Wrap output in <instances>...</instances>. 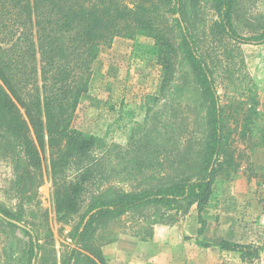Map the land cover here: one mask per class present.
<instances>
[{"label": "trees", "instance_id": "1", "mask_svg": "<svg viewBox=\"0 0 264 264\" xmlns=\"http://www.w3.org/2000/svg\"><path fill=\"white\" fill-rule=\"evenodd\" d=\"M244 6L243 0H0V161L9 162L10 190L19 196L14 210L0 206V233L16 240L20 264L53 248L47 213L38 231L27 228L24 212L36 197L26 190L40 185L47 152L56 221L72 226L58 264H105L102 247L116 241L110 224L130 221V236L147 241L155 225L176 223L194 205L202 233L215 179L237 167L232 115L215 86L217 73L226 72L214 63L215 50L202 45L264 44V14L245 36ZM205 8L216 16L210 24ZM116 38L132 41L134 58L151 56L161 68L162 108L148 114L145 133L125 149L72 127L93 66ZM253 115L244 116L241 135ZM190 116L200 121V134L189 130ZM215 245L238 252L242 262L258 258L253 245Z\"/></svg>", "mask_w": 264, "mask_h": 264}, {"label": "rangeland", "instance_id": "2", "mask_svg": "<svg viewBox=\"0 0 264 264\" xmlns=\"http://www.w3.org/2000/svg\"><path fill=\"white\" fill-rule=\"evenodd\" d=\"M243 1L246 13L240 16V23L247 36L250 31L248 24H253L255 17L264 14V0ZM204 10L202 18L210 24L216 16L212 10ZM202 46H210L211 50H215L212 51L213 61L226 72L223 75L220 71L217 73L215 86L221 102L227 105L226 112L232 115L228 127L237 159L236 169L218 176L214 185L215 182H220L225 194L231 192V187L237 188L238 197L228 207L232 205V210L236 212L237 220L241 222L238 232L246 242L235 243L255 246L258 258L252 263H246L241 261L238 252L221 250L215 242L226 239L217 238L214 232L210 233L207 219L203 218L205 226L201 233L202 241H197V245L202 248L201 261L202 264H264V195L261 193L264 183V44H230L225 47L224 43L207 40ZM132 47V41L116 38L110 48L101 50L93 66L89 89L81 96L72 122L74 129L99 138L106 146L117 144L122 149L128 148L143 136L149 126L148 114L162 108L163 102L160 95V66L151 56L134 58ZM16 104L26 118L20 104ZM183 106L187 108L184 103ZM251 111L255 115L251 116L250 130L241 135L243 118ZM189 119V130L200 134V121L194 122L191 116ZM30 135L33 137L32 130ZM47 165L48 152L43 155L40 185L37 190L33 187L26 190V193L34 191L36 195L32 202L25 203V218L30 221L27 228L40 231L37 224L41 220V213L45 211L53 239V248L45 247L37 255L36 264H52L53 260L58 264L64 248L71 244L68 233L72 226H61L56 221L53 188L46 171ZM12 177L9 162L0 161V206L14 210L19 196L10 190ZM24 188L25 185L22 186ZM35 202L38 204L35 205ZM193 211L197 213L195 209ZM30 212H34L35 217H31ZM185 216L179 217L178 221ZM212 217L215 218V214L211 213L210 218ZM130 224L127 220L121 224L112 223L108 229L117 240L120 236L131 235L127 228ZM16 235L23 238L19 231H16ZM40 244L45 246L43 239ZM21 255L14 237L9 232L0 233V264H20Z\"/></svg>", "mask_w": 264, "mask_h": 264}, {"label": "crops", "instance_id": "3", "mask_svg": "<svg viewBox=\"0 0 264 264\" xmlns=\"http://www.w3.org/2000/svg\"><path fill=\"white\" fill-rule=\"evenodd\" d=\"M231 188V192L225 194L220 182H215L202 215L207 219L210 233H216L217 238L246 242L242 240L243 235H239L241 222L237 220L236 212L232 210V205L228 207L238 197L237 188ZM193 209L196 210V207L172 225H155L152 237L147 241L120 236L115 242L105 245L102 254L106 264H202V248L197 245L198 240L202 241L201 234L198 235L200 225ZM211 213L215 214V218H210Z\"/></svg>", "mask_w": 264, "mask_h": 264}, {"label": "water", "instance_id": "4", "mask_svg": "<svg viewBox=\"0 0 264 264\" xmlns=\"http://www.w3.org/2000/svg\"><path fill=\"white\" fill-rule=\"evenodd\" d=\"M0 217H1V218H5L1 213H0ZM7 220H8V219H7ZM9 221L12 222L13 224H15L16 226L20 227V228H25L23 224H21V223H19V222H17V221H13V220H9ZM35 254H38V253L36 252V250H35ZM36 256H37V255H35V256L32 258V260H31V264H36Z\"/></svg>", "mask_w": 264, "mask_h": 264}, {"label": "built area", "instance_id": "5", "mask_svg": "<svg viewBox=\"0 0 264 264\" xmlns=\"http://www.w3.org/2000/svg\"><path fill=\"white\" fill-rule=\"evenodd\" d=\"M261 193L264 195V183L262 184ZM262 218L264 220V216Z\"/></svg>", "mask_w": 264, "mask_h": 264}]
</instances>
